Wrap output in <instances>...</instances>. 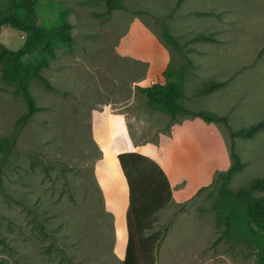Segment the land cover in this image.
<instances>
[{
	"label": "rangeland",
	"instance_id": "1",
	"mask_svg": "<svg viewBox=\"0 0 264 264\" xmlns=\"http://www.w3.org/2000/svg\"><path fill=\"white\" fill-rule=\"evenodd\" d=\"M126 8L106 11L104 0H37L39 20L61 17L72 40H55V55L29 91L37 110L21 127L9 155L0 158V264H123L124 215L115 222L112 194L92 114L108 102L126 112L135 139L156 141L170 120L149 109L136 90L146 64L118 54L130 21L138 17L161 36V25L182 47L183 104L223 114L232 130L264 117V0H117ZM8 0H0V9ZM59 4L54 10L52 5ZM210 35L212 40H193ZM25 33L0 26V45L18 48ZM170 50L172 66L184 63ZM1 49V47H0ZM23 62L31 60L23 56ZM0 61V73H1ZM209 80H227L209 95L195 91ZM132 86H135L133 92ZM26 112L23 99L0 81V137ZM244 168L234 190L264 176V130L230 139ZM211 188L156 214L153 231L164 232L155 264H251L224 241L215 242ZM264 195V191L258 192ZM165 230V231H164Z\"/></svg>",
	"mask_w": 264,
	"mask_h": 264
},
{
	"label": "trees",
	"instance_id": "2",
	"mask_svg": "<svg viewBox=\"0 0 264 264\" xmlns=\"http://www.w3.org/2000/svg\"><path fill=\"white\" fill-rule=\"evenodd\" d=\"M182 0H176L179 4ZM106 11L126 7L117 0H104ZM59 4L52 5L54 10ZM61 13V12H59ZM9 23L25 33L23 43L16 49L0 45L1 73L3 88H11L20 96L26 106V112L17 118L13 131L0 137V158L9 155L12 145L21 127L37 110L29 91V83L37 80L44 87L50 88L48 81L41 74L49 58L55 55V40L70 42V24L61 17L54 21L39 20L37 0H8L0 9V26ZM161 40L184 58V63L176 66L169 64L163 72L165 82L152 83L148 86H136L151 110L165 113L170 124L184 119L199 117L206 122L222 124L230 139L253 138L264 130V117L253 124L232 130L226 116L208 109H190L184 98L183 75L185 64H190L181 45L169 32L165 24L161 25ZM193 40H212L210 35H198ZM264 50V45L259 54ZM23 56L31 60L23 62ZM227 80H209L201 85L196 95H209L226 84ZM230 165L226 170L218 171L212 182L201 187L196 194L211 188L208 196L213 197L211 211L213 225L217 234L215 242L228 243L229 249L238 251L245 258H251V264H264V176L252 179L247 185L230 189L227 184L240 172L245 164L240 160L232 142L228 145ZM119 166L128 186V206L125 215L126 244L123 264H155L159 245L164 232L153 231L156 214L172 201L171 188L162 168L150 157L132 151L117 155ZM165 231V230H164Z\"/></svg>",
	"mask_w": 264,
	"mask_h": 264
},
{
	"label": "crops",
	"instance_id": "3",
	"mask_svg": "<svg viewBox=\"0 0 264 264\" xmlns=\"http://www.w3.org/2000/svg\"><path fill=\"white\" fill-rule=\"evenodd\" d=\"M118 54L146 64L138 86L165 82L170 50L143 20L134 17ZM135 92V86H132ZM126 112L117 102H108L92 114V131L101 148L107 181L112 194L115 222L120 227L128 206V186L117 155L132 151L153 159L170 184L172 201L183 203L210 184L218 171L230 165L228 142L219 124L199 117L184 119L159 132L156 141L135 139L127 127ZM126 230V222H125Z\"/></svg>",
	"mask_w": 264,
	"mask_h": 264
}]
</instances>
